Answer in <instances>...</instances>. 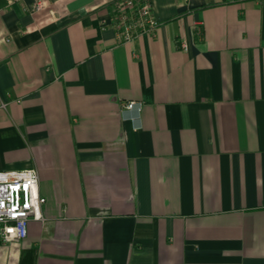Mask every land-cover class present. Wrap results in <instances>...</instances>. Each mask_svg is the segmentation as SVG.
<instances>
[{
	"label": "crops",
	"instance_id": "1",
	"mask_svg": "<svg viewBox=\"0 0 264 264\" xmlns=\"http://www.w3.org/2000/svg\"><path fill=\"white\" fill-rule=\"evenodd\" d=\"M34 1L0 0V170L43 219L0 264H264V0H150L127 42L116 0Z\"/></svg>",
	"mask_w": 264,
	"mask_h": 264
},
{
	"label": "built area",
	"instance_id": "2",
	"mask_svg": "<svg viewBox=\"0 0 264 264\" xmlns=\"http://www.w3.org/2000/svg\"><path fill=\"white\" fill-rule=\"evenodd\" d=\"M20 0H5L7 7ZM44 0H35L31 10L39 11ZM158 22L153 16L150 0H116L108 25L114 29L120 41H131L142 32H150ZM139 102H125L124 111H139ZM136 119V118H135ZM45 197L38 190V174L35 168L0 170V239L18 242L27 235L30 220L41 221Z\"/></svg>",
	"mask_w": 264,
	"mask_h": 264
}]
</instances>
